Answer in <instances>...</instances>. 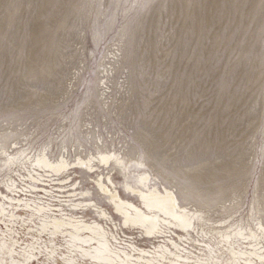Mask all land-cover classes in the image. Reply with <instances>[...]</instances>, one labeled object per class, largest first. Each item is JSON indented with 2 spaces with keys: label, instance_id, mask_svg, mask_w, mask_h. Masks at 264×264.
Here are the masks:
<instances>
[{
  "label": "rangeland",
  "instance_id": "374dc122",
  "mask_svg": "<svg viewBox=\"0 0 264 264\" xmlns=\"http://www.w3.org/2000/svg\"><path fill=\"white\" fill-rule=\"evenodd\" d=\"M99 152L123 166L99 163ZM41 156L96 157L97 171L69 168L66 182L51 181L35 166ZM137 166L196 213L190 260L232 264L228 244L255 243L233 233L262 236L264 0H0V264H104L42 228L54 215L96 220L111 242L163 244L122 230L94 182L110 174L121 190ZM37 173L50 193L29 191ZM2 195L46 211L31 216ZM80 201L114 221L84 203L72 210Z\"/></svg>",
  "mask_w": 264,
  "mask_h": 264
},
{
  "label": "bare ground",
  "instance_id": "6f19581e",
  "mask_svg": "<svg viewBox=\"0 0 264 264\" xmlns=\"http://www.w3.org/2000/svg\"><path fill=\"white\" fill-rule=\"evenodd\" d=\"M96 157H90L88 159L78 158L75 162L69 163L63 157L57 161H51L46 156H41L35 159V166L39 169H43L44 171H48L49 174H47V176H56V178L51 179V181L58 180L59 182H66L69 179L68 176H65L69 168L80 169V171L85 174L88 172H96L97 169L93 164V160L95 158L99 163L104 165H107L110 161H112L115 167L123 166V160H121L116 153L99 152ZM13 159L14 158H11L12 161H14ZM97 168L99 167L97 166ZM137 169L139 172L135 181L133 178L128 177L121 190H119L117 185H115V182L110 174L105 177L107 183L105 178L101 176V173L97 176V179H95L94 182L97 185L99 193L107 198V203L113 208L115 217L122 220V230H138L143 235L142 239L153 242H163V244L159 243L151 249L138 247V245L134 244L135 242L132 240L134 237L129 235L123 240L120 239V241H113L115 243L114 244L108 237V233L104 229L103 225H101L98 221L91 219L90 221L75 219L74 217L63 218L62 215H59V217H56L58 215H54L50 222L45 221L41 223L42 228L45 229L46 227H50L53 234L57 232H65L72 238V241L74 240L79 244H84L85 248L80 247V251L87 256V258L89 257L91 261L93 260L97 263L205 264L198 261L199 259L196 261L190 260V252L185 249L184 245V242H187L190 239L191 231L195 229L193 220L196 213L191 212L187 207L182 206L178 201L177 195L172 189L167 186H158L145 169L139 167ZM36 176L37 177L30 174L29 178L33 185H29V191L35 193L45 192V194L50 193L48 189L45 187L43 188V186H48V183L45 184L40 181L39 176L42 175L37 173ZM72 182L73 180L70 181V186L75 185V183ZM76 190L77 188L71 192L74 193ZM11 191L14 193L18 192L15 190ZM87 193L89 192L83 191L76 195H84ZM13 196L17 195L13 194ZM13 196L7 197L2 195V197L11 204H17V206L14 207L17 210L23 205V210L29 209L33 211L31 212V216L38 214L41 215V213L46 211L43 205L36 204L34 208H32L30 207L31 204L27 199L20 198L21 196L19 195L18 198H13ZM83 203L84 202L80 201L71 204L72 210H79L78 208L82 207ZM83 205H90L94 208L92 210L95 211L99 217L111 222L114 221V218L110 217L105 209L96 204H92L91 201L88 203L85 202ZM0 206V215H4L5 208L3 203H1ZM17 212L10 213V218H22L21 215L17 214ZM233 235L242 237L243 241L251 240L255 243L251 242L249 246L237 248L233 247L232 244H228L232 264H242V262L244 264H264V232L260 238L252 232L250 233V236L244 237V233H242L241 230L233 233ZM222 236L225 241L228 242L230 235L228 233H224ZM5 245V241L0 243V253L4 250L2 248ZM123 245H126L129 249L126 250ZM75 247L77 246L75 245ZM12 250L13 248L9 247L4 253H12ZM23 251L26 256L25 261L34 257L31 253H28V251ZM73 259L67 261L66 263L73 264Z\"/></svg>",
  "mask_w": 264,
  "mask_h": 264
}]
</instances>
